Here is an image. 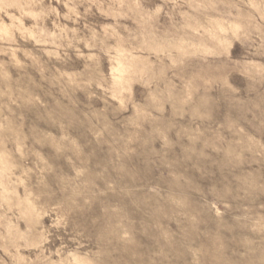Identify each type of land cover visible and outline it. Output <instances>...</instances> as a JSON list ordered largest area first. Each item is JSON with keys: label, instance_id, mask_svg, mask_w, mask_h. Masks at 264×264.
Masks as SVG:
<instances>
[{"label": "rangeland", "instance_id": "rangeland-1", "mask_svg": "<svg viewBox=\"0 0 264 264\" xmlns=\"http://www.w3.org/2000/svg\"><path fill=\"white\" fill-rule=\"evenodd\" d=\"M0 264H264V0H0Z\"/></svg>", "mask_w": 264, "mask_h": 264}]
</instances>
